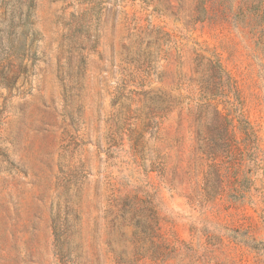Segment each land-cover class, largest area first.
<instances>
[{"label":"rangeland","instance_id":"374dc122","mask_svg":"<svg viewBox=\"0 0 264 264\" xmlns=\"http://www.w3.org/2000/svg\"><path fill=\"white\" fill-rule=\"evenodd\" d=\"M0 264H264V0H0Z\"/></svg>","mask_w":264,"mask_h":264}]
</instances>
